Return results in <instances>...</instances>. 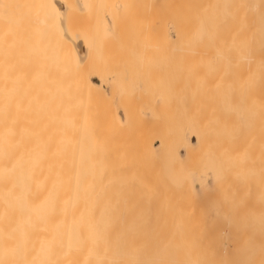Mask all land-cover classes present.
<instances>
[{
	"label": "bare ground",
	"instance_id": "bare-ground-1",
	"mask_svg": "<svg viewBox=\"0 0 264 264\" xmlns=\"http://www.w3.org/2000/svg\"><path fill=\"white\" fill-rule=\"evenodd\" d=\"M72 1L63 0L62 4L67 12L62 16L66 30L76 39L82 36L70 31L71 27L68 26L72 18L70 14L74 12L71 11ZM89 7L87 9L90 10ZM62 9L57 0H0V42H5L2 45V49H5L0 50L2 80L0 111L3 120L0 124L3 128L0 131V264H141L142 261L145 263L144 259L138 256L141 254L144 257L142 253L146 252L147 248L139 249L141 246L136 244L137 241L139 244L142 243L138 238L139 234L136 233L135 237L130 230L137 228L139 224L141 227L142 221L145 222L146 219L127 218L129 211H132V208H138L141 209L142 214L147 213L145 217L151 213L150 218L154 217L152 214L154 212L157 213V217L159 212L177 213L178 217L179 211H175L168 204L156 202L145 193L144 189L134 185L129 170L113 162L111 150L119 148L114 145V141L111 140V145L106 143V148L101 146L106 140L104 141L91 122L89 125L88 121L91 119L87 118V114L90 109L98 110L103 118L110 117L108 122L111 131L119 130L120 125L112 114L110 98H105L99 86L90 80V76L94 77L99 72L94 65L95 61L100 68L99 60L93 59L94 45L89 44L84 65L81 64L79 67L71 42H67L59 30L57 15L58 11L61 14L65 12ZM252 9L254 11V8ZM113 12L111 11L112 16ZM236 13H238L237 10ZM101 19L103 25L104 19ZM230 19L233 21L232 18ZM230 19L224 23L228 21L230 25L232 22ZM251 21L252 19L249 22ZM46 23L51 24L48 27L50 29L46 28L48 25ZM228 23L226 26L224 24L225 28H220L223 25L218 24L219 29L228 28ZM249 24L244 25L246 32L242 30V27L239 29L246 33L239 39L233 34L235 51L245 63V67L261 71L264 70V50L258 51L259 54L249 51L251 47L248 38L251 39V33L247 34L250 30L246 29ZM99 25L100 23L97 25L95 23L92 29ZM83 28L86 29L81 27L78 31L91 32V28L87 27L85 31ZM48 30H51L50 35ZM96 30L99 36L100 28ZM97 32L93 34L94 37ZM17 38L23 40L19 42L15 40ZM215 39L209 34V27L204 25L201 43L214 44ZM15 42L23 44V48ZM9 43L16 44V47L8 45ZM100 43L102 44V41ZM255 55L258 57L255 58ZM63 61L64 63L70 61L71 65H68V62L67 65L63 64ZM67 66H70V69ZM83 72L86 73L84 77ZM22 80L26 84L22 90L24 89V93H27L25 94L29 97H27L28 102L32 101L30 97L32 89L36 95L42 93L36 96L37 100L33 99L31 106L28 105L27 108L25 106L24 109L28 113L23 110L20 102H18L19 105L13 102L11 89ZM155 91L158 92L157 89ZM159 92L162 93V97L168 98L164 90ZM9 94L13 99H9L11 98ZM165 97L160 102L163 103L166 100ZM37 101L40 102L39 106ZM40 107H43L42 111ZM13 108L16 111L19 109L20 113V109L25 111L27 114L25 116L29 115L28 120L32 117L30 114L34 117L38 113L36 117L38 116L39 119L36 121L39 123L32 117L34 124L32 126L29 124L22 133L24 136L20 133L19 127L18 129L14 127L21 121H17V118L20 120L19 117L12 115ZM16 111L15 113L18 112ZM256 112L264 113V102L256 109ZM84 115H86L85 119H88L84 121L87 122L88 127L86 124L84 126L87 129L92 126V129L97 132L92 129L86 130L83 125L81 126V117ZM139 118L142 119L141 116ZM14 121L17 124L13 123ZM255 125L257 130L252 132L251 142H248L247 148L238 151L239 153L234 152L233 155L226 153L222 157L218 156L222 175L224 178H230L228 182L230 187L225 193L226 216L220 241H217L215 229H213L214 237L209 238L210 247L217 248L219 255L210 256L201 248L200 239L206 237L207 232L195 226V222L191 219L186 220L184 226L186 238L181 237L178 240L181 242L185 240V242L178 243V251L175 255L172 251L175 247L172 233L175 229L178 234L177 227H182L183 222L176 223L174 214L172 221L168 224L169 230L167 229V232L171 233H167L168 235L165 233L166 236L163 235L162 238L158 235L157 238L160 237L159 240H163L159 241L156 238L155 241V245L159 247L155 249H159L157 250L159 252L164 250L163 257L161 255L164 264H264V166H262L264 164V137L262 136L264 132L260 129V122H256L253 128ZM192 126L199 132L200 138L188 148L184 158L189 163L195 161L204 163L208 156V134L195 121ZM20 135L24 138L19 139ZM99 137L103 139L101 145H99L101 140ZM156 142L158 143L156 152L163 154L162 158L163 156L169 158L174 148L167 137L160 136ZM145 150L152 151V146L148 144ZM176 158L175 151L174 159ZM106 182L110 183L105 185ZM94 184L100 185L96 188ZM104 213L112 214V217H103ZM161 214L163 213L159 215ZM115 215H127L126 219H124L125 216H122V219L117 217L118 221L121 219L126 222L122 223L123 221L120 220L122 223L118 222V225L121 224L120 227L114 228L109 221L115 218ZM160 218L162 219L161 216ZM150 223L149 226L158 227L159 225L154 219H150ZM147 224L145 222L146 226ZM100 225L109 227L106 226V230L104 226L100 229ZM122 225L124 228L122 232L128 229L137 241L130 238L128 234L127 237L125 233L127 231L120 233ZM116 228L120 229H118L119 232ZM114 230L117 234H113ZM115 237L119 239L116 240ZM123 249L130 250L126 253ZM136 249L141 250V253L139 254ZM113 251L118 253L112 255ZM184 253L185 257L182 255ZM149 260L148 262H151ZM153 260L157 261L155 264L159 263L158 258ZM145 261L147 264L146 259Z\"/></svg>",
	"mask_w": 264,
	"mask_h": 264
},
{
	"label": "rangeland",
	"instance_id": "rangeland-1",
	"mask_svg": "<svg viewBox=\"0 0 264 264\" xmlns=\"http://www.w3.org/2000/svg\"><path fill=\"white\" fill-rule=\"evenodd\" d=\"M57 1L65 10L62 14L58 11L59 30L63 38H66L67 42H71L79 67L81 64L84 65L89 44L94 45L95 55L93 54V59L94 61L95 59L99 60L100 68L95 61L94 65L99 72L94 77L90 76V80L99 86L105 98H110L112 114L120 125L119 130L111 131L108 122L110 117L103 118L102 113L98 110L90 109V115L87 114V118L90 117L91 121L88 122H91L99 135L103 137L104 141L106 140L103 142V139L99 137L101 139L98 138L100 141L97 140L99 145L103 142L104 145L101 146L105 147L106 143L111 145V140L114 141V145L119 148L111 150L113 162L123 165L129 170L134 185L144 189L145 193L156 202L168 204L175 211H179L178 217L177 213L169 214L166 212H159V214H163H158L157 217V213L154 212L152 213L154 217L150 218L151 213L145 217L147 213L145 215L141 213V209L132 208L133 210L129 211L128 216L126 215L127 218L130 217L131 219L141 217L143 220L146 219V224L148 223L146 226L145 222L142 221V228L139 227V224L137 228L130 230L135 237L137 236L136 233L139 234L138 238L142 242L140 244L137 238H133L128 229L125 230L127 232L123 230L126 236L128 234L130 238L137 241L136 244L141 246L139 249L147 248L146 252L142 253L144 257L140 254L142 249H136L140 254L138 257L144 259L145 263L142 261L141 264H146L145 259L147 262L150 259L155 264L157 261H152L153 258L155 260L158 258V264L162 262L164 250L162 252L157 251L159 249H155L157 247L155 241L158 235L161 238L163 235L166 236L165 233L167 234V229L169 230V221H172L174 214L176 223L183 222L182 227H177L178 234L175 229L172 233V239L175 242L172 251L175 255H177L178 243L185 242V240L182 242L178 240L181 237L186 238L184 226L186 220L189 221V219L195 222V226H199L200 229L207 232V236L200 239L201 248L210 256L219 255L217 248L210 247L209 238L214 237L213 229H215L217 241H220L226 216L225 193L229 190L230 178H224L222 175L218 156L221 155L222 157L226 153L233 155L234 152L239 153L238 151L247 148L248 142H251L252 132L257 130L256 125L253 128L256 122L261 123L260 129L264 132V113L257 114L256 112V109L264 102V70L257 71L245 67V63L241 61L234 45L235 37L239 39L246 34L244 32L247 30H244V25L250 23L249 27L246 28L250 30L247 34L255 29L257 35L255 44L248 38L250 47H254L253 50L250 48L249 51L259 54L258 40L264 32V0H73L71 11L75 13L72 12L74 17L72 13L70 14L72 18H70L69 22L71 23L68 26L73 29L70 28V31L82 36L78 38L81 42L79 49L76 46V40L70 36L65 27L62 15L67 11L66 7H63V0ZM88 6H90V10L87 9ZM251 7L254 8V11ZM110 10L116 11L113 12V16ZM100 17L104 19L103 25ZM230 18L233 21L236 20L234 24ZM229 19L232 21H230V25ZM251 19L252 21L249 22ZM226 20H228L227 23L230 27L223 29L224 32L219 29L218 24L223 25L220 28H225L227 23L224 22ZM48 22L50 23V21ZM95 23L96 25L100 23V25L99 27L95 26L94 30L92 28ZM204 25L209 27V34L216 38L214 44L207 43L204 45L201 43ZM50 26L51 24H48L46 28L50 29L48 28ZM81 27L91 28L92 34L90 31L86 33L87 30L84 28L83 31L86 30L85 32L78 31ZM96 28H100L99 36H97L98 30ZM227 29L229 30L227 31ZM239 29L244 30V32ZM93 30L97 32L95 37ZM220 30L222 31L219 32ZM49 31L48 35L51 34V30ZM233 34L236 36L234 37ZM227 37L228 39H226ZM15 40L22 41L23 39L17 38ZM2 42H0V50L5 49H2V45L5 44ZM19 42L15 43L18 44ZM16 44L9 43L8 45L16 47ZM41 46L40 48H42ZM21 47L23 48V44ZM250 57L253 56L250 55ZM257 57L258 55H255V58ZM67 62L64 63L63 61V64L67 65ZM69 62L68 65H71ZM67 67L70 69V66ZM83 73L84 77L86 73ZM22 81L17 82L11 90L15 105H19L18 102H20L23 110L26 111L25 106L26 108L28 105L31 106V102H34L33 99L42 93L36 95L32 89V95H30L32 101L28 102L29 97L26 92V94L24 93V89L22 90L26 84L23 81L22 85ZM148 90H150L149 94L147 93ZM161 90L168 94V98L163 96L166 98L163 103L160 102L161 99H164L162 93L159 92ZM13 97L9 99H13ZM40 102H36L38 106ZM42 108L40 107V110ZM13 111V113L11 112L12 115L19 117L20 120L17 118V121H21L20 124L14 121L13 123L17 125L14 124L15 126H13L19 127L21 134L24 133L29 124L31 126L34 124L31 119L36 118L35 121L39 119L38 116V118L36 117L37 112L34 117L30 114L33 117L29 119L30 122L27 119L29 115L25 116L27 111L20 109V113L19 109L17 112L14 108ZM41 111L39 113H42ZM85 116L81 117V126L83 125L86 130L92 129V126L87 129V122L84 121L88 119H85ZM2 121L0 111V124ZM194 121L203 127L208 134V156L204 163L201 161L189 163L184 158L188 148L198 142L200 138L199 132L192 126ZM2 129L0 126V131ZM96 130L95 132H97ZM22 136L24 135L22 134ZM160 136L167 137L174 148L169 158H164V156L162 158L163 154L159 153L160 157L156 152L158 149L156 139ZM262 136L264 137V134ZM148 144L152 146V151L145 150ZM250 146L252 147V145ZM175 151L176 159H174ZM109 183L106 182L105 185ZM94 185L98 188L100 184ZM115 216L113 218L115 222L113 219L109 221V223L112 222L110 225L114 228L120 227L122 223L126 222V220L125 222L121 220L122 216L125 215ZM103 217H112V214L104 213ZM117 217H121L120 220L123 222L121 223L120 220L119 222ZM150 219L156 220V223L159 224L158 227L149 226L152 223H150ZM118 222L121 224L118 225ZM108 225H100V229L104 226L106 230ZM118 229L116 228L117 231ZM122 229H124L123 225L120 233ZM116 230L111 233L117 234ZM175 233L177 235L184 233V235H179V237ZM112 240L114 241L113 237ZM130 249L133 250V248ZM137 251L136 253H138ZM117 253V251H113L112 255ZM182 255L185 257V253ZM183 257L182 261H184ZM151 262L148 263L151 264Z\"/></svg>",
	"mask_w": 264,
	"mask_h": 264
},
{
	"label": "crops",
	"instance_id": "crops-1",
	"mask_svg": "<svg viewBox=\"0 0 264 264\" xmlns=\"http://www.w3.org/2000/svg\"><path fill=\"white\" fill-rule=\"evenodd\" d=\"M257 32H256V30L255 29H253L252 31H251V41L255 44L256 42H255V37H256V34ZM73 39H75L74 37H72ZM76 40V46L77 47H80L81 46V44H80V42H79V40H78V38H76L75 39ZM257 45V44H256ZM258 51H263L264 50V32H263V34H262V36H259V40H258ZM251 49L253 50L254 49V47L253 46H251Z\"/></svg>",
	"mask_w": 264,
	"mask_h": 264
}]
</instances>
